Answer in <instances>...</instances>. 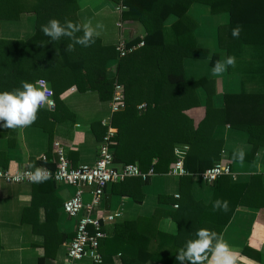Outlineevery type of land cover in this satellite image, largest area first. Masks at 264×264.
Here are the masks:
<instances>
[{
    "label": "trees",
    "instance_id": "1",
    "mask_svg": "<svg viewBox=\"0 0 264 264\" xmlns=\"http://www.w3.org/2000/svg\"><path fill=\"white\" fill-rule=\"evenodd\" d=\"M111 1L126 7L122 12L123 19L136 20L144 29L143 35L125 40L128 47L139 42L143 44L123 57L117 55L115 45L102 44L98 37L91 46L77 44L74 51L68 52L66 46L72 43L69 38L61 37L52 41L44 35L41 25L53 18L62 24L65 20L81 23L77 16V0H0V20H16L22 12L34 15V29L29 36L24 39L0 38V91L20 88L21 81L35 82L43 78L51 82L52 96L56 99L61 90L57 89L58 82L62 81L63 71L68 70L70 75L66 79H71L79 91L94 90L101 100H109L113 84L117 81L123 86L125 107L111 116V124L116 128L110 146L115 165L136 163L142 172L149 169L153 172H166L175 159L174 146L188 145L183 158L187 174L180 177L178 198L163 197L167 195L158 197L161 204L167 199L177 204L175 208L172 204L169 209L159 207L165 211H157L164 212L177 224V232L170 235L156 233L159 247L168 244L174 246L176 252L166 255L151 251L144 229L141 225L136 228L135 221L129 220L118 226L114 224L113 234H108L101 224V229L107 235L99 246L102 262L96 263L113 264V257L120 253L136 262L152 260L162 264H179L176 260L177 250L188 239L195 238L198 229L207 228L221 233L238 206L264 208L263 179L261 174L256 173L246 181H234L233 175L221 174L210 184L213 185V197L209 203H189L187 200L184 184L190 174L202 172L220 159L223 139L215 138L213 134L217 124L228 123L235 128H248L249 134L254 136L249 126L243 125V121L233 116L234 113L229 109L230 101L241 100L239 95L235 97L226 94L223 109L215 111L212 107L213 90L208 92L212 81L206 77L191 81L186 79L184 59L205 57L208 54L207 49L197 47L194 33L197 22L189 10L193 4L198 3L208 6L211 12L229 13V23L218 27L217 36L221 48L226 50L227 56H231L242 49L246 40H250L248 36L259 37L261 34L259 30L244 29V26L264 12V0ZM170 17L174 18L170 24L173 41H167L164 32L165 22ZM237 25L241 26L242 31L239 38H233L231 30ZM216 61L217 55L214 54L210 63L214 65ZM111 64H114L113 73L109 69ZM201 87L206 91V114L195 125L185 111L201 103ZM140 104L144 106L139 108ZM66 110L65 105L57 101L53 111L38 113L52 116L57 121L61 117L56 115ZM43 127L51 138L50 129L46 124ZM106 129L104 127L103 134ZM44 161L40 162L41 166L53 169L48 161ZM145 181L140 176L127 177L111 183V186L115 191L122 185H134L138 192L130 191L127 195L140 203L143 200L140 189ZM46 182L51 188L54 187L55 181L52 178L43 183ZM34 199L32 205L37 209L40 203L36 204ZM216 199L227 200L229 211H213L212 203ZM56 207H62L58 200L55 203L51 200L46 206L44 204L46 221L43 224H39L37 219L31 220L33 230L41 232L44 237V253L38 258V264H44L46 258H53L57 246L65 238L57 230ZM23 219L26 218L23 216ZM118 227L119 232L116 231Z\"/></svg>",
    "mask_w": 264,
    "mask_h": 264
},
{
    "label": "crops",
    "instance_id": "2",
    "mask_svg": "<svg viewBox=\"0 0 264 264\" xmlns=\"http://www.w3.org/2000/svg\"><path fill=\"white\" fill-rule=\"evenodd\" d=\"M95 1L93 4L92 0H77V16L81 24L91 20L93 26L97 23L104 25L103 30L98 29L100 31L98 38L102 44L115 45L120 39L126 40L144 34V29L138 21L122 18V12L126 7L111 0ZM109 2L112 5H109ZM189 12L197 22L194 31L197 47L207 49L208 54L205 57H195L192 59L194 61H189L191 57L184 59L186 79L191 81L206 77L212 81L208 92L213 90L212 107L215 111L223 109L226 94L235 97L239 95L240 101L229 100V109L232 114L234 113L233 116L241 119L243 125L249 126L254 133V136H251L248 128H235L228 123L217 124L213 134L215 138L223 139L219 160L230 163L234 181L248 180L250 175L257 173V165H260L264 184V12L260 13L259 18L253 17L244 26V29L261 31L259 37L256 36L259 39L248 36L250 40L244 42L242 49L231 55L235 57V67H228L221 76L212 75L213 65L210 61L214 54L217 55V60L227 57L226 50L219 45L217 32L219 26L229 23L230 15L226 11L211 12L208 6L198 3L193 4ZM173 20L174 18L170 17L164 25L167 41H173L170 29ZM33 29L34 15L28 12H22L16 20H0V38L24 39L33 32ZM109 69L113 73L114 64H111ZM65 72L63 71L62 81L58 82L57 89H61L58 97L56 99L52 97L53 105L41 107L39 111H53L56 102L61 101L67 109L66 112L56 115L61 117L57 121H54L52 116L38 113L37 120L31 126L22 129L0 127L1 167L14 171L28 167L29 164L41 166L40 162L47 160L54 169L58 149L65 151L72 166L94 163L99 142L104 136V127H107L103 120L110 115L109 100H101L94 90L79 91L71 79H66L70 72L68 70ZM48 83L52 87L51 82ZM199 94L201 103L185 111L195 125L206 114L205 89L199 88ZM44 124L52 132L51 138L43 127ZM187 148L186 144H176L173 148L175 158L178 156L184 158ZM236 148H243L246 153L243 164L231 157ZM180 177L170 174L169 170L154 172L145 179L140 189L143 193V200L140 203L127 195L130 191L138 192L134 185H122L113 191L110 184L105 188L103 199L95 208L94 214L101 217L118 213L115 219L103 222L108 234H113L114 224L118 226L124 221L134 220L136 228L141 225L148 236V247L151 251H159L166 255L176 252L174 246L168 244L158 246L156 233L175 234L177 224L164 212L157 211L169 209L174 204L169 201L170 199L162 201L161 204L158 197L167 195L163 197L178 198ZM184 188L189 203L198 201L209 203L213 197V185L202 180L199 172L190 174ZM91 189V186L84 187L83 201L90 200ZM73 191L74 187L66 184L55 183L51 188L47 182L38 185L5 183L0 180V264H38V258L44 253V237L41 232L33 230L31 220L37 219L39 224H43L46 221L44 204L48 205L51 200L54 203L58 200L63 204ZM33 199L36 200V204L40 203L37 209L33 208ZM56 212L57 230L65 238L57 246L54 257L46 258L44 264L65 263L67 246L75 232L76 220L70 218L62 207H56ZM23 216L26 219H23ZM116 231H120L119 227ZM221 233L230 247L242 257L239 262L264 264V208L238 206ZM105 234L107 235L106 231ZM86 259L90 258H83L77 264H96L86 263ZM113 264L162 263L152 260L136 262L118 253L113 257Z\"/></svg>",
    "mask_w": 264,
    "mask_h": 264
},
{
    "label": "built area",
    "instance_id": "3",
    "mask_svg": "<svg viewBox=\"0 0 264 264\" xmlns=\"http://www.w3.org/2000/svg\"><path fill=\"white\" fill-rule=\"evenodd\" d=\"M139 42L134 46H126V42L120 39L116 44V52L119 57L125 56L136 47L142 45ZM45 82L49 88L50 100L52 101V90L47 80L39 78ZM36 80V81H37ZM50 104L43 107H49ZM144 104L138 107L142 108ZM125 107V97L123 86L115 81L113 84V93L109 99L110 115L103 120L107 126L106 133L99 142L97 156L93 164H80L72 166L62 149L56 152V164L54 169L43 166L52 172V179L57 184H66L74 187L72 195L63 201V211L76 220L75 232L67 246L66 260L64 264H77L83 258H90L94 263L102 262V254L99 251L100 242L105 238L106 234L101 229V224L105 220H113L118 213H112L101 217L95 216L94 210L100 205L105 188L114 182L122 181L127 177L140 176L147 179L154 172L149 169L142 172L136 163H127L115 165L113 163V155L111 144L116 133V128L111 124V115ZM28 171V167H23L14 171H9L0 166V180L5 183H33L27 178L17 179L18 176ZM169 173L174 176L186 175L184 169L183 157L178 156L172 162ZM221 174L233 175L231 165L228 161L218 160L211 167L199 172L200 177L206 183L211 184ZM91 186V198L88 202L83 201L84 187ZM178 196V195H176ZM177 207V204H173Z\"/></svg>",
    "mask_w": 264,
    "mask_h": 264
},
{
    "label": "clouds",
    "instance_id": "4",
    "mask_svg": "<svg viewBox=\"0 0 264 264\" xmlns=\"http://www.w3.org/2000/svg\"><path fill=\"white\" fill-rule=\"evenodd\" d=\"M104 25L97 23L93 26L91 20L81 23H73L65 20L62 24L58 19H50L41 25V31L52 41L61 37L69 38L72 43L66 46V51H74L75 45L89 47L95 43V38L100 35ZM241 26L232 28L233 38H239ZM82 33V35H77ZM234 56H227L217 60L212 67L213 76H221L228 67H235ZM51 103L49 88L42 80L35 82L21 81V87L12 91H0V127L3 129H22L31 126L38 118V112L42 106ZM243 148H236L232 152V159L243 164L245 160ZM47 163V161H44ZM257 173L260 165H257ZM52 177V172L43 166L28 165V171L18 176L17 179L27 178L33 183H43ZM213 211H229L227 200L216 199L212 203ZM242 259L240 254L234 251L224 239L222 233H217L207 228H200L195 233V238L188 239L184 246L177 250L176 260L179 264H238Z\"/></svg>",
    "mask_w": 264,
    "mask_h": 264
},
{
    "label": "rangeland",
    "instance_id": "5",
    "mask_svg": "<svg viewBox=\"0 0 264 264\" xmlns=\"http://www.w3.org/2000/svg\"><path fill=\"white\" fill-rule=\"evenodd\" d=\"M95 2H96L95 0H92L91 3L94 4ZM96 4H98V3H96ZM96 4H95V5H96ZM109 5H112V3L109 2ZM112 8H113V6H112ZM192 59H193V58H191V60H189V61H194V60H192ZM194 74H195V73H194ZM194 74H193V75H194ZM189 76H191V75H189ZM84 194H85V192H84ZM83 196H84V195H83ZM84 201L87 202L85 199H84ZM88 201H89V200H88ZM73 220H75V219L73 218ZM85 261H86V263H91V262H92L90 259H86Z\"/></svg>",
    "mask_w": 264,
    "mask_h": 264
},
{
    "label": "water",
    "instance_id": "6",
    "mask_svg": "<svg viewBox=\"0 0 264 264\" xmlns=\"http://www.w3.org/2000/svg\"><path fill=\"white\" fill-rule=\"evenodd\" d=\"M53 105V101H51V103H50V106H52Z\"/></svg>",
    "mask_w": 264,
    "mask_h": 264
}]
</instances>
